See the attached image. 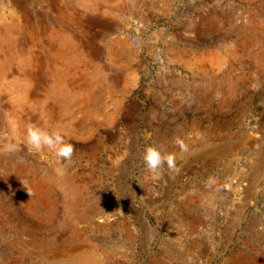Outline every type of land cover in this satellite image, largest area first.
Segmentation results:
<instances>
[{
    "label": "rangeland",
    "instance_id": "1",
    "mask_svg": "<svg viewBox=\"0 0 264 264\" xmlns=\"http://www.w3.org/2000/svg\"><path fill=\"white\" fill-rule=\"evenodd\" d=\"M8 1L6 82L36 79L32 102L0 90V264H264V0ZM148 145L175 167L149 171Z\"/></svg>",
    "mask_w": 264,
    "mask_h": 264
},
{
    "label": "bare ground",
    "instance_id": "2",
    "mask_svg": "<svg viewBox=\"0 0 264 264\" xmlns=\"http://www.w3.org/2000/svg\"><path fill=\"white\" fill-rule=\"evenodd\" d=\"M10 7H11V12H14L12 15V17L14 16H19V10L21 9V3L19 0H9L8 1ZM10 12V13H11ZM16 18V17H14ZM17 24H18V21H16ZM11 24L9 25H13L12 22H10ZM15 25V24H14ZM4 26V25H2ZM11 26H8V28H11ZM6 28V27H5ZM7 29V28H6ZM13 29V28H12ZM11 29V30H12ZM1 30V29H0ZM10 30H5V33L4 34H7V32H9ZM11 32V31H10ZM13 33V32H12ZM30 34V33H29ZM13 36V35H12ZM8 39L7 38V35H0V43L2 42H8ZM32 39V38H31ZM12 40V39H11ZM14 41V40H13ZM33 41V40H32ZM13 44V43H12ZM9 46V45H8ZM15 46V45H14ZM4 49V48H3ZM8 49V48H7ZM13 51V50H11ZM1 52V51H0ZM9 52V51H8ZM14 52V51H13ZM12 54V53H11ZM60 54V53H59ZM16 56V55H15ZM27 56V55H26ZM25 56V57H26ZM54 56V55H53ZM4 57V56H3ZM14 58V57H13ZM16 58V57H15ZM217 58V57H216ZM4 59V58H3ZM0 58V90H10V94H11V99L13 100L14 103H28V102H32L31 101V93H32V90L35 86V76H33V72L32 71H27L26 73H24L23 77L18 80V81H15V82H9L7 83L6 82V77H5V70H6V67H5V62L4 60ZM18 59V58H17ZM28 59V58H27ZM57 59V58H56ZM24 60V59H22ZM219 60V59H218ZM11 61V60H10ZM8 62V61H6ZM31 64V62H30ZM21 65V64H20ZM23 66V65H22ZM55 67V66H54ZM29 68V67H28ZM46 68V67H45ZM65 69V68H64ZM21 70V69H20ZM26 70V69H25ZM66 70V69H65ZM45 71V70H44ZM55 71V70H54ZM53 71V72H54ZM59 71V70H58ZM62 71V70H60ZM67 71V70H66ZM50 72V71H49ZM56 73V72H55ZM66 74V73H65ZM52 75V74H51ZM57 75H58V72H57ZM63 75V74H62ZM53 76V75H52ZM57 77V76H56ZM67 78V76H66ZM66 78H63V79H56L51 85H49L48 87V93H47V96H50L51 94L53 95H64L66 93H70V86L72 84V82L70 81V79H66ZM18 79V78H17ZM53 80V79H52ZM9 81V80H8ZM14 81V80H13ZM13 89V90H12ZM7 92V91H6ZM71 94V93H70ZM1 95V94H0ZM44 96V95H43ZM72 96V94H71ZM69 97V96H68ZM58 98V96H57ZM56 99V98H55ZM45 100V99H44ZM51 100V99H49ZM60 100V99H59ZM38 101V100H37ZM42 101V100H41ZM55 101V100H54ZM57 101V100H56ZM63 101V100H62ZM68 101V100H67ZM72 101V100H71ZM45 102V101H44ZM47 102V101H46ZM38 103H41V102H38ZM43 103V102H42ZM21 105V104H20ZM28 105V104H26ZM41 105V104H40ZM44 105V103H43ZM29 106V105H28ZM32 107V105H30ZM39 106V105H38ZM53 106V105H52ZM36 107V106H35ZM21 108V107H20ZM28 108V107H27ZM30 108V107H29ZM41 108V107H40ZM52 108V107H51ZM33 109V108H32ZM36 109V108H35ZM21 110V109H20ZM27 110V109H26ZM39 110V108H38ZM44 110V109H42ZM54 111V110H53ZM40 112V111H39ZM42 114V113H41ZM45 113L43 112V115ZM16 115V114H15ZM42 115V116H43ZM17 117V116H16ZM16 117H14L13 115V118L15 119ZM18 118V117H17ZM48 118V116H47ZM20 119V118H19ZM43 119V118H42ZM46 119V118H45ZM16 122V121H15ZM17 123V122H16ZM15 123V124H16ZM21 125V124H19ZM15 126V125H14ZM23 126V125H22ZM21 129V127H19ZM18 128V129H19ZM17 129V128H15ZM17 129V130H18ZM16 130V131H17ZM37 191V190H36ZM32 196V195H31ZM211 196V195H210ZM209 196V198H210ZM208 198V200H209ZM31 199V197H30ZM211 200V199H210ZM209 200V201H210ZM75 256V255H74ZM99 259H100V254L94 252V251H86V252H83L81 254H79L78 256L74 257L72 259V264H99Z\"/></svg>",
    "mask_w": 264,
    "mask_h": 264
},
{
    "label": "clouds",
    "instance_id": "3",
    "mask_svg": "<svg viewBox=\"0 0 264 264\" xmlns=\"http://www.w3.org/2000/svg\"><path fill=\"white\" fill-rule=\"evenodd\" d=\"M26 143L31 149L40 151L43 148L49 149L58 160L70 161L74 151V147L71 143L65 139V134L60 129H54L49 131L46 128L38 126H30L27 130ZM183 150H186V146L181 145ZM16 149V145H8L7 150L13 151ZM145 167L153 174H158V170L164 165L172 169L175 167L176 157L174 154L164 153L160 148L148 145L145 147L142 155ZM63 169H57L58 174H63ZM122 213V212H121Z\"/></svg>",
    "mask_w": 264,
    "mask_h": 264
}]
</instances>
